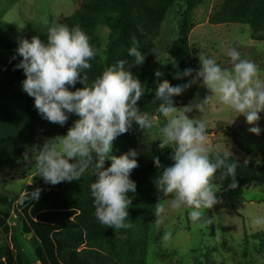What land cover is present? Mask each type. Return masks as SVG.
<instances>
[{
  "label": "clouds",
  "instance_id": "obj_1",
  "mask_svg": "<svg viewBox=\"0 0 264 264\" xmlns=\"http://www.w3.org/2000/svg\"><path fill=\"white\" fill-rule=\"evenodd\" d=\"M90 39L79 25L54 23L48 27L46 40L38 35L18 40L16 52L22 59L14 67L23 71L22 90L33 98L38 115L61 126L69 120V114L78 117L65 135L46 138L38 146H25L23 158L31 164L35 148L36 175L51 185L78 180L91 168L95 180L89 187L95 217L107 228L124 229L129 227V194L136 193L130 173L138 167V153L129 149L117 156L113 154V141L129 132L133 122L144 133L156 126L155 118L138 107L145 85L130 71L133 66L143 65L145 54L134 40L127 53L132 62L120 60L107 66L87 84L88 77L82 72L92 67L90 61L96 54ZM226 55L231 69L202 55L198 70L185 68L176 72L174 79L192 77L186 83H162L156 89L155 99L160 103L157 113L166 121L160 128V146H174L169 157L173 161L171 166H164L159 157H153L155 167L162 169L155 176L154 185L161 197H172L167 207L164 203L156 204L154 216L158 225L165 222L169 210L186 211L193 224H211L205 211L220 202L215 195L218 190L211 182L218 170L222 177L231 178V188L237 186L236 163L229 161L227 152L221 154L213 149L204 120L186 115L194 108L203 111L216 99L237 115L243 114L250 125L260 120L259 113L264 111V81L259 79L258 66L242 58L236 47L228 48ZM161 75L155 71L158 80ZM78 81L83 87L69 90ZM198 81L210 94L182 108L174 106L173 98ZM248 131L258 136L262 129L253 126ZM106 161H110L107 167ZM40 192V188L28 192L29 198L38 200ZM251 223L264 228V215L253 216ZM171 240L169 229L162 234L161 242L168 246Z\"/></svg>",
  "mask_w": 264,
  "mask_h": 264
},
{
  "label": "trees",
  "instance_id": "obj_2",
  "mask_svg": "<svg viewBox=\"0 0 264 264\" xmlns=\"http://www.w3.org/2000/svg\"><path fill=\"white\" fill-rule=\"evenodd\" d=\"M203 0H81L79 7L70 15L56 23L69 27L79 25L89 36L96 49L90 61L92 67L85 69L87 84L110 65L120 60L132 62L128 49L133 41L145 54L141 66H133L130 71L145 85V93L138 101L140 111L151 116L160 107L155 99L156 89L162 83L177 85L186 83L192 77L174 79L177 71L185 68L197 69L200 51L189 41L193 27L194 10ZM186 4L177 38L169 48L166 72L159 80L152 71L154 54L157 51L155 39L159 37L167 12L173 4ZM210 24H250L254 32L264 29V0H223L208 16ZM36 22L27 24L32 36L46 40L48 27ZM105 26L108 30L107 42L102 48L96 37V28ZM18 43L16 44V48ZM100 53L104 56L101 57ZM22 57L16 52L0 75V168L14 166L23 155L25 146L40 144L42 138L63 136L78 119L69 114V120L61 126L46 121L38 115L33 98L23 92L21 81L25 78L21 69L14 66ZM197 85L189 87L181 96L174 97V106L181 105ZM79 81L69 90L82 88ZM228 128V127H227ZM233 131L232 129L228 128ZM135 123L129 132L121 134L113 141V153L119 156L134 149L138 153V137ZM212 132L207 128V133ZM157 139L151 148L149 165H144L138 153V167L130 173L136 184V194L132 202L133 216L128 228L111 229L102 225L94 215L95 209L90 192V183L95 177L86 178L83 173L78 180L65 181L56 185L34 178L21 194L0 192V231L5 242L0 245V264H28L17 234L29 236L32 254L40 264H145L149 240V229L154 219L157 203L171 196L161 197L155 185L157 169L153 157H159L164 166H171L169 158L174 146L161 147ZM249 155L246 163H240L228 154L230 162L237 165V189H245L254 183L264 184V161L256 163V157L264 155V149H246ZM223 154V153H221ZM71 162V161H70ZM109 165L106 161V167ZM220 188H231V178L221 176L218 170L211 181ZM41 189L38 200H31L28 192ZM160 199V200H159ZM14 217V218H13ZM13 218L14 224L10 223ZM119 235H125L119 237ZM259 234L257 233V236ZM202 264H214L210 254ZM193 264H200L193 259Z\"/></svg>",
  "mask_w": 264,
  "mask_h": 264
},
{
  "label": "rangeland",
  "instance_id": "obj_3",
  "mask_svg": "<svg viewBox=\"0 0 264 264\" xmlns=\"http://www.w3.org/2000/svg\"><path fill=\"white\" fill-rule=\"evenodd\" d=\"M81 0H0V75L15 54L16 44L21 38L31 39L32 33L27 24L36 22L42 26L58 22L64 16L70 15L78 7ZM223 0H203L194 10L193 27L189 33V41L194 48L199 49L200 56L214 58L222 67L231 69L226 50L236 47L241 57L252 60L258 66V76L264 81V29L254 32L250 24H210L209 14L218 7ZM186 4H173L167 12L161 33L155 39L157 51L152 62V71L166 72L169 58V48L177 38L182 12ZM108 30L105 26L96 28V37L104 48L107 42ZM101 57L104 58L102 53ZM199 64L197 70L199 69ZM190 96L177 108H182L193 102L203 100L210 91L200 85L198 81ZM198 98V100H197ZM190 119L204 120L209 142L215 151L227 152L240 163H246L248 149H264V111L260 112V120L248 124L243 114L235 113L227 105L213 99L203 111L193 109L186 113ZM156 126L145 133L135 124L138 137V153L144 165H149L153 143L160 139V128L165 118L158 114L152 115ZM258 126L262 129L260 135L250 133L248 129ZM233 131L229 130L228 128ZM42 138L41 143L46 139ZM30 144L28 146H38ZM170 147H173L170 145ZM25 152V151H24ZM24 154V153H23ZM114 154V153H113ZM36 151L33 149L32 163L25 162L23 155L11 167L0 168V192L21 194L27 185L34 182ZM264 155L256 157V163L261 165ZM110 164V161H108ZM106 167V164H105ZM86 178H91V168L85 172ZM215 194L220 201L211 209L205 211V216L212 219V223L193 224L184 210H169L163 224H156L155 216L149 229V240L145 264H193V259L201 263L210 254L214 264H264V228L252 225L251 218L264 215V184L254 183L248 188H220ZM137 196L129 194L133 202ZM171 198L161 201L167 207ZM131 220L133 216L132 204L128 209ZM14 218V217H13ZM13 218L10 223L14 224ZM127 222V223H128ZM171 229L172 240L168 246L161 242V236ZM257 233L259 234L257 236ZM125 235H119L124 237ZM17 239L27 256L28 264H40L32 254L29 236L17 234ZM5 242L0 231V245Z\"/></svg>",
  "mask_w": 264,
  "mask_h": 264
}]
</instances>
